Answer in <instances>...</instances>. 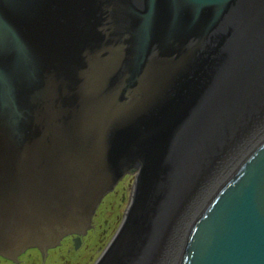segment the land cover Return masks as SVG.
I'll return each instance as SVG.
<instances>
[{
	"label": "water",
	"instance_id": "obj_1",
	"mask_svg": "<svg viewBox=\"0 0 264 264\" xmlns=\"http://www.w3.org/2000/svg\"><path fill=\"white\" fill-rule=\"evenodd\" d=\"M126 174L95 264H264V0H0V256Z\"/></svg>",
	"mask_w": 264,
	"mask_h": 264
},
{
	"label": "rangeland",
	"instance_id": "obj_2",
	"mask_svg": "<svg viewBox=\"0 0 264 264\" xmlns=\"http://www.w3.org/2000/svg\"><path fill=\"white\" fill-rule=\"evenodd\" d=\"M134 184L135 176L126 174L114 190L103 198L92 218L90 231L84 234L81 251L68 258L69 264H95L122 222ZM59 258L57 255L56 261H60Z\"/></svg>",
	"mask_w": 264,
	"mask_h": 264
},
{
	"label": "flooded vegetation",
	"instance_id": "obj_3",
	"mask_svg": "<svg viewBox=\"0 0 264 264\" xmlns=\"http://www.w3.org/2000/svg\"><path fill=\"white\" fill-rule=\"evenodd\" d=\"M89 231L90 229L86 233ZM84 237V235H70L62 238L55 247L45 249V258L42 257L41 250L38 248H30L15 255L16 261L11 258L0 256V264H69L68 258H70L72 254L81 251ZM76 240H78V243H76ZM31 252H36V254ZM57 255L60 256V261H56Z\"/></svg>",
	"mask_w": 264,
	"mask_h": 264
},
{
	"label": "bare ground",
	"instance_id": "obj_4",
	"mask_svg": "<svg viewBox=\"0 0 264 264\" xmlns=\"http://www.w3.org/2000/svg\"><path fill=\"white\" fill-rule=\"evenodd\" d=\"M135 185V184H134ZM133 189H134V186L132 187V191H133Z\"/></svg>",
	"mask_w": 264,
	"mask_h": 264
}]
</instances>
